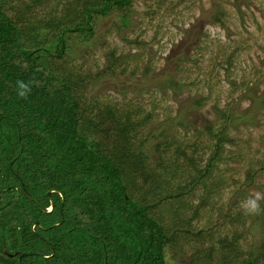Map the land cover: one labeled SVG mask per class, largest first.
<instances>
[{"label": "rangeland", "instance_id": "374dc122", "mask_svg": "<svg viewBox=\"0 0 264 264\" xmlns=\"http://www.w3.org/2000/svg\"><path fill=\"white\" fill-rule=\"evenodd\" d=\"M103 2L7 0V13L19 27L37 20L45 27V20L63 16L68 7ZM89 22L92 38L66 32V52L48 66L72 83L87 120L100 123L89 126L88 137L121 161L127 192L152 204L146 211L166 236V263L264 264V0H130L112 4L103 15L91 13ZM110 111L131 125L124 145L110 144L111 150L100 132ZM151 129L163 143L150 152L154 141L143 155L145 171L161 177L163 191L156 196L143 194L145 179L134 165L139 142ZM55 190L32 189L31 195L15 185L14 191L42 204L19 199L22 207L9 206L8 216L18 217L20 226L26 215L18 210L54 223L47 231L35 225L26 242L46 254H26L18 263L9 253L7 264H52L44 261L53 251L48 254L42 235L65 232L59 214L46 211L58 202ZM249 200H256L257 211L246 210ZM260 230L255 249L253 236Z\"/></svg>", "mask_w": 264, "mask_h": 264}, {"label": "trees", "instance_id": "16d2710c", "mask_svg": "<svg viewBox=\"0 0 264 264\" xmlns=\"http://www.w3.org/2000/svg\"><path fill=\"white\" fill-rule=\"evenodd\" d=\"M129 2L104 0L99 6L75 5L68 7L63 16L45 20V27L38 20L19 27L7 13V0H0V180L5 188L0 191V262L7 264L9 253L15 261L23 251L29 257L46 254L26 242L37 231L35 227L31 231L33 221L40 220L45 231L52 229L54 223L48 217L40 219L34 213L18 210L19 214L26 215L20 226L18 217L8 216L9 206L22 207L19 199H31L38 207L42 204L41 199L26 198L14 191L16 185L30 194L32 189H41L44 193L50 188L57 189L53 195L56 194L58 202L54 201L52 213L59 214L65 232L49 238L42 235L49 245L48 254L53 251L45 262L167 264L166 236L159 222L146 211L152 204L140 203L127 192L128 181L125 183L121 177V161L104 153L100 142L88 137L89 126L92 124L97 129L100 123L87 120L72 83L48 66L51 58L66 52L69 38L66 32L84 35L81 40L87 34L86 40L90 39L95 32L89 22L91 13L103 15L112 4ZM65 23L69 24L63 27ZM37 27L48 30L49 36L40 35ZM21 84L28 90L23 98L18 95L25 90ZM105 120L110 122L100 132L106 136L107 148L111 150L110 144L113 149L124 145L122 136L128 137L131 125L112 111L107 112ZM158 134L151 129L140 140L141 157L134 163L144 176L141 189L146 196L161 195L163 191L160 175L145 171L143 156L154 141L150 152H157L163 146L158 142ZM179 195L181 191L167 193L159 196V201ZM262 231L253 236L255 249L260 245ZM20 243L22 247L18 246ZM134 246H140L141 250L135 251Z\"/></svg>", "mask_w": 264, "mask_h": 264}, {"label": "clouds", "instance_id": "9594fccd", "mask_svg": "<svg viewBox=\"0 0 264 264\" xmlns=\"http://www.w3.org/2000/svg\"><path fill=\"white\" fill-rule=\"evenodd\" d=\"M22 88H25V90L24 91H20V92H18V95L20 96V97H26V95L28 94V90H27V88L23 85V84H21L20 85ZM259 197H257V199H258ZM245 207H246V210H248V211H250V212H255V211H257L258 209H259V205L257 204V202H256V200H249L248 202H247V204L245 205Z\"/></svg>", "mask_w": 264, "mask_h": 264}, {"label": "water", "instance_id": "95a60500", "mask_svg": "<svg viewBox=\"0 0 264 264\" xmlns=\"http://www.w3.org/2000/svg\"><path fill=\"white\" fill-rule=\"evenodd\" d=\"M51 190H52V189H51ZM55 191H57V190H55ZM51 209H53V204H51L50 209L47 208L46 211H47V210H51ZM39 223H40L39 221H35V222L32 224V229L34 228L35 225H39ZM26 254H27V253H25V252L19 254V256H18V261H19L20 263L22 262V258H23V256H25Z\"/></svg>", "mask_w": 264, "mask_h": 264}]
</instances>
